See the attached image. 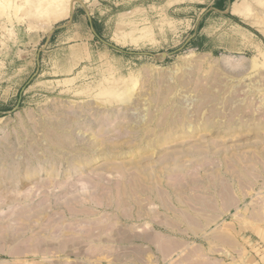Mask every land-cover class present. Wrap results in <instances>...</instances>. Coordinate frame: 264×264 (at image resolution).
<instances>
[{"label": "rangeland", "instance_id": "obj_1", "mask_svg": "<svg viewBox=\"0 0 264 264\" xmlns=\"http://www.w3.org/2000/svg\"><path fill=\"white\" fill-rule=\"evenodd\" d=\"M43 1L0 4V264H256L264 0Z\"/></svg>", "mask_w": 264, "mask_h": 264}, {"label": "bare ground", "instance_id": "obj_2", "mask_svg": "<svg viewBox=\"0 0 264 264\" xmlns=\"http://www.w3.org/2000/svg\"><path fill=\"white\" fill-rule=\"evenodd\" d=\"M2 1L3 0H0V4L1 3H6V2H2ZM70 2L67 5H63L62 2H61V0H45L43 2H40L38 6L32 7L33 10H31V11L36 12V11H38V8L37 7H42V8L44 7V9L47 12H50L51 13V16L47 19L46 22H43L44 28H50V26L52 24L58 23L60 20L65 19V18H68L70 16V13H71V3Z\"/></svg>", "mask_w": 264, "mask_h": 264}, {"label": "crops", "instance_id": "obj_3", "mask_svg": "<svg viewBox=\"0 0 264 264\" xmlns=\"http://www.w3.org/2000/svg\"><path fill=\"white\" fill-rule=\"evenodd\" d=\"M255 236L258 237V239H259L260 241H263V242H264V232H263V234H262L261 237H260V236H257V235H255ZM235 240H236V239H233L232 244H231V245L229 244V246L232 247L230 250H231L232 252H234V253L237 254V256H236L237 259H236V257H235V262H234V264H238V262H240V261H244L245 258H244V256H243L242 254H240L241 251H243V250L241 249V248H242V245H241L240 241H239V240H236V241H237V243H236ZM261 257H262V259H261ZM261 257H259L260 260H258L256 264H262V262L264 261V259H263L264 255H262ZM241 264H242V263H241ZM243 264H245V262H244Z\"/></svg>", "mask_w": 264, "mask_h": 264}]
</instances>
